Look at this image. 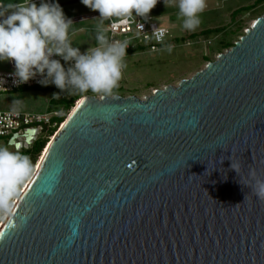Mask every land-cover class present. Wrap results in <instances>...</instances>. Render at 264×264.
Listing matches in <instances>:
<instances>
[{
	"label": "water",
	"instance_id": "95a60500",
	"mask_svg": "<svg viewBox=\"0 0 264 264\" xmlns=\"http://www.w3.org/2000/svg\"><path fill=\"white\" fill-rule=\"evenodd\" d=\"M45 148L0 264H264V14L175 85L84 96Z\"/></svg>",
	"mask_w": 264,
	"mask_h": 264
},
{
	"label": "clouds",
	"instance_id": "9594fccd",
	"mask_svg": "<svg viewBox=\"0 0 264 264\" xmlns=\"http://www.w3.org/2000/svg\"><path fill=\"white\" fill-rule=\"evenodd\" d=\"M81 3L99 12L96 18L101 21L96 31V45L84 52L72 46L73 21L65 16L55 0H40L39 4L36 0L0 3V62L14 63V83L24 84L39 75L42 85H48L46 81H50L61 92L68 91L70 95L92 92L100 99L114 95L127 67L125 57L129 45L128 41L110 40L102 22L117 18L127 23L133 14L146 19L159 0H81ZM164 5L178 9L181 27L188 32L200 26V14L208 6L207 0H164ZM166 33V28L154 27L151 35L146 34L144 38H154L163 44ZM164 49L171 53L173 45H164ZM240 167V162H231V168L238 174ZM32 169L27 155L11 150V146L0 145V206L8 207L12 190L31 174ZM249 178L244 185L251 192L245 199L254 195L264 202V179L255 169H250Z\"/></svg>",
	"mask_w": 264,
	"mask_h": 264
},
{
	"label": "rangeland",
	"instance_id": "374dc122",
	"mask_svg": "<svg viewBox=\"0 0 264 264\" xmlns=\"http://www.w3.org/2000/svg\"><path fill=\"white\" fill-rule=\"evenodd\" d=\"M60 1L63 0H55V2ZM207 4L205 11L200 14V26L195 31L188 32L181 27V21L177 17L178 9L171 6L166 8L164 0H159L149 15L158 26H165L169 29L170 37L156 51H150L140 45L126 50L125 63L127 67L123 70L122 79L119 82V87L114 89V94L123 96L131 94L142 98L155 88H161L166 84H177L180 79L191 76L195 71L202 68L207 61L213 60L216 54L230 47L255 17L264 14V0H207ZM61 7L66 17L97 12L84 6L81 1ZM99 15L73 21L70 30V40L73 47H78L83 51L84 48L96 45V31L98 25L101 24V21L96 18ZM102 23L103 27L106 28L108 20H104ZM106 34L108 36V33ZM167 44L173 45L171 53L164 49V45ZM61 63L63 64L64 61L61 60ZM54 93L57 95L53 96ZM86 95L98 96L92 92L83 95H70L69 92L64 94L55 85L29 89L21 88L12 94L0 95V108L28 111L57 110L61 113L60 117L57 118L62 117L64 121L78 100ZM67 103H69L68 109L66 108ZM57 118H55L56 123H58ZM59 123L45 127L35 140L46 139L42 149L32 161V172L44 147L59 127ZM51 129L56 130L48 135ZM32 144L29 145V148ZM0 145L11 146V150H18L29 158L31 157L24 152L25 148L20 144L16 148L14 144L8 143L7 136L0 137ZM29 176L12 190L8 197L9 204Z\"/></svg>",
	"mask_w": 264,
	"mask_h": 264
},
{
	"label": "built area",
	"instance_id": "2783aa9c",
	"mask_svg": "<svg viewBox=\"0 0 264 264\" xmlns=\"http://www.w3.org/2000/svg\"><path fill=\"white\" fill-rule=\"evenodd\" d=\"M36 3L39 4L40 0H36ZM141 25H143V30H141ZM154 27H164L167 29V33L164 37V44L170 37V31L165 26H158L156 22L152 20L150 15L146 19H143L133 14V17L130 18L127 23L121 22L120 19L112 18L108 20L106 29L110 40L128 41L129 46L127 50L140 45L150 51H156L158 48L162 47L163 44L156 42L154 38L148 40L144 38L146 34L149 36L151 35ZM132 42H134V44H131ZM14 71L15 69L0 70V95L12 94L21 88L29 89L47 86L39 83L42 79L39 75L27 83L18 85L14 83V80L16 79L12 75ZM46 83L51 84L50 81H46ZM60 115L61 113L57 110L28 111L0 108V137L14 135L15 139L19 141L25 139L24 136L28 131L32 130L35 131L32 135L33 138H35L45 127L56 125L55 118L60 117ZM61 123L59 124L61 125ZM5 209V207L0 206V222L3 218Z\"/></svg>",
	"mask_w": 264,
	"mask_h": 264
},
{
	"label": "crops",
	"instance_id": "0c3cea01",
	"mask_svg": "<svg viewBox=\"0 0 264 264\" xmlns=\"http://www.w3.org/2000/svg\"><path fill=\"white\" fill-rule=\"evenodd\" d=\"M78 1H81V0H63V1H60V2H57V3H59L62 6V5H70V4L76 3ZM0 2L3 3V4H7L9 2H18V0H0ZM74 9L77 10V8H74ZM96 14H99V12L86 14V15L81 14L82 16L67 17V18L71 19L72 21H76V20H81V19L94 17V16H96ZM85 49H87V48H84L82 52H84ZM14 69H15L14 63L11 62V61L0 62V70H14ZM52 85H54V84H49L47 86H52Z\"/></svg>",
	"mask_w": 264,
	"mask_h": 264
},
{
	"label": "bare ground",
	"instance_id": "6f19581e",
	"mask_svg": "<svg viewBox=\"0 0 264 264\" xmlns=\"http://www.w3.org/2000/svg\"><path fill=\"white\" fill-rule=\"evenodd\" d=\"M79 101V100H78ZM35 131H28V133L24 136L25 137V140L28 141L29 138L32 137V135L34 134ZM51 138V137H50ZM22 142V141H20ZM20 142H17V145L20 144ZM47 145V144H46ZM45 148V147H44ZM46 149V148H45ZM45 150L43 149L42 152H44ZM40 159H41V156L39 157V159L37 160L36 162V165L34 167V170L32 172V174L29 176V178L25 181V183L23 184V186L21 187V189H19V192L17 193V195L15 196V198L13 199V201L8 205V207L5 209V212H4V215H3V218L0 222V228L1 226L3 225L4 221L7 219V217L9 216V214L11 213L13 207L15 206V203L16 201L18 200V197L21 195V193L23 192V190L25 189V187L27 186V184L29 183V181L31 180L32 178V175L34 173V171L37 169V165H39V162H40Z\"/></svg>",
	"mask_w": 264,
	"mask_h": 264
},
{
	"label": "trees",
	"instance_id": "16d2710c",
	"mask_svg": "<svg viewBox=\"0 0 264 264\" xmlns=\"http://www.w3.org/2000/svg\"><path fill=\"white\" fill-rule=\"evenodd\" d=\"M57 88V87H56ZM58 89V88H57ZM59 91H61L60 89H58ZM68 91H63L62 93H67ZM68 107H69V103H67V109H68ZM63 120H62V117L61 118H58V123L60 122H62ZM57 123V124H58ZM55 128V127H54ZM54 130H56V129H51V130H49V132H48V135H50ZM45 140L46 139H44V140H37V141H35L33 144H32V146L29 148V149H25L24 150V152H26L27 154H29L31 157H30V159H31V162L34 160V158H35V156L39 153V151L42 149V147H43V144L45 143Z\"/></svg>",
	"mask_w": 264,
	"mask_h": 264
},
{
	"label": "flooded vegetation",
	"instance_id": "af4514ba",
	"mask_svg": "<svg viewBox=\"0 0 264 264\" xmlns=\"http://www.w3.org/2000/svg\"><path fill=\"white\" fill-rule=\"evenodd\" d=\"M11 136H12V135H11ZM11 136L7 137V140H9V138H10ZM37 137H38V136H37ZM37 137L33 138V136H32L31 138H29L28 141H26L25 139L19 140V141H22V142L20 143V146H23V148H25V149L29 148V145L32 144V143L37 139ZM19 141L15 139V142H16V143L19 142ZM27 142H29V144H28ZM25 146H26V147H25Z\"/></svg>",
	"mask_w": 264,
	"mask_h": 264
},
{
	"label": "snow or ice",
	"instance_id": "6c2138e0",
	"mask_svg": "<svg viewBox=\"0 0 264 264\" xmlns=\"http://www.w3.org/2000/svg\"><path fill=\"white\" fill-rule=\"evenodd\" d=\"M81 103H83V101ZM37 167H39V165H37Z\"/></svg>",
	"mask_w": 264,
	"mask_h": 264
}]
</instances>
